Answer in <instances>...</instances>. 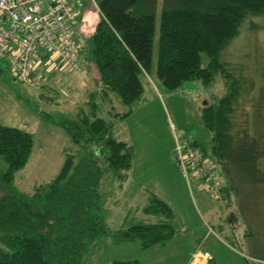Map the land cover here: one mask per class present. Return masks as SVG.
<instances>
[{"label":"trees","instance_id":"1","mask_svg":"<svg viewBox=\"0 0 264 264\" xmlns=\"http://www.w3.org/2000/svg\"><path fill=\"white\" fill-rule=\"evenodd\" d=\"M96 6V22L83 15L80 19L81 34L83 27L92 26L81 61L87 70L95 68L96 90L84 103L87 111L79 107L59 122L51 120L84 154L77 161L67 155L53 180L31 193L20 192L14 187V174L27 163L33 139L18 128L0 125V158L6 165L0 173V264H81L88 246L107 233L114 244L137 242L142 249L165 246L174 236V213L156 196L143 209L155 222L114 233L105 222L104 180L108 175L124 180L133 153L111 135L99 101L111 105L115 94L131 109L141 97L143 80L153 68L157 0H98ZM249 15L264 16V0H161L155 71L163 86L171 91L189 81L210 86L218 74L223 81L224 95L202 108L201 119L211 140L208 156L222 172L220 201L226 205L239 184L264 187V138L250 126L232 135L241 83L219 60ZM46 80L39 86L51 91ZM206 264H213V258Z\"/></svg>","mask_w":264,"mask_h":264},{"label":"rangeland","instance_id":"2","mask_svg":"<svg viewBox=\"0 0 264 264\" xmlns=\"http://www.w3.org/2000/svg\"><path fill=\"white\" fill-rule=\"evenodd\" d=\"M80 1L88 4L90 11L96 9L89 0ZM160 12L161 0H157L153 68L143 80L139 100L131 109L115 94L113 105L99 101L100 116L110 124L111 135L133 153L124 180L114 175L104 180L103 216L111 233L155 222L156 218L144 214L143 209L149 198L156 196L174 213V236L165 246L142 249L137 242L114 244L112 234L107 233L88 246L81 264H190L199 249L192 264H204L208 254L213 255V264H264V187L239 184L230 192L226 205L212 198L203 181L190 175L186 180L175 162L177 137L210 155L211 140L201 111L222 97L225 88L219 74L210 86L200 81L184 82L172 91L163 86L155 71ZM239 30L219 56L226 71L241 83L231 133L250 126L264 138V16H247ZM91 31L92 26L83 27V44ZM203 62H207L204 56ZM49 69L44 84L53 92L15 80L0 59V125L18 128L33 139L27 163L14 174V187L23 193L53 180L67 155L77 161L84 154L53 122L76 113L79 107L87 111L84 103L96 90L95 68L87 70L80 60L77 68L64 65ZM5 169L0 158V173ZM216 170L222 173L218 165ZM260 170L264 172V158Z\"/></svg>","mask_w":264,"mask_h":264},{"label":"built area","instance_id":"3","mask_svg":"<svg viewBox=\"0 0 264 264\" xmlns=\"http://www.w3.org/2000/svg\"><path fill=\"white\" fill-rule=\"evenodd\" d=\"M82 9L80 0H0V59L15 80L36 87L51 67L77 68ZM175 142L174 159L183 177L203 181L212 198L220 200L222 182L211 157L188 141L177 137Z\"/></svg>","mask_w":264,"mask_h":264},{"label":"crops","instance_id":"4","mask_svg":"<svg viewBox=\"0 0 264 264\" xmlns=\"http://www.w3.org/2000/svg\"><path fill=\"white\" fill-rule=\"evenodd\" d=\"M90 7H89V5L88 6H86V8L82 11V15H83V17H84V20L86 19V20H89V21H91V22H96V16H94V14L92 13V11H90V9H89ZM85 11V12H84ZM95 71V70H94ZM93 71V72H94ZM96 77V76H95ZM97 78V77H96ZM96 78H95V80H96ZM213 257V255L211 254V255H207L206 257H205V259H204V264H206V262H207V260H208V258H212ZM194 260V259H193ZM193 260L190 262V264H192V262H193Z\"/></svg>","mask_w":264,"mask_h":264}]
</instances>
